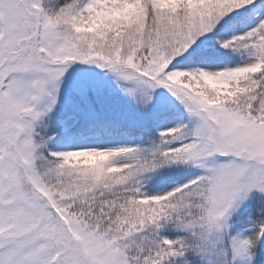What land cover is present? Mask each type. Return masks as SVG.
Wrapping results in <instances>:
<instances>
[{
	"label": "rangeland",
	"instance_id": "374dc122",
	"mask_svg": "<svg viewBox=\"0 0 264 264\" xmlns=\"http://www.w3.org/2000/svg\"><path fill=\"white\" fill-rule=\"evenodd\" d=\"M134 1L0 0V264H58L66 242L89 264H134L129 253L148 233L114 227L135 209L145 220L160 211L124 189L95 198L96 187L124 184L142 195L176 191V228L207 264H264V97L251 90L232 104V84L264 65V12L242 17L223 41L213 37L249 5L186 13L177 4L176 17L161 0H137L125 33L97 35L82 23L105 9L128 14ZM230 43L224 60L187 66L204 48ZM196 75L213 88L195 90ZM247 82L251 89L255 80ZM215 92L229 99L215 100ZM78 114L127 128L77 135ZM72 157L87 162H55ZM162 178L175 183L160 189ZM70 181L75 192L92 193L91 208L70 205L60 191ZM103 204L105 213L121 204L125 217L92 216Z\"/></svg>",
	"mask_w": 264,
	"mask_h": 264
},
{
	"label": "trees",
	"instance_id": "16d2710c",
	"mask_svg": "<svg viewBox=\"0 0 264 264\" xmlns=\"http://www.w3.org/2000/svg\"><path fill=\"white\" fill-rule=\"evenodd\" d=\"M81 5L83 3V0H79ZM137 0L132 2V5H130L129 8H127L128 14L124 13L123 11H109L107 9L105 10H100L97 13L94 14H89L88 19H84L82 23L89 25L90 28L86 27V30H91L90 32H94L97 35L100 33V30H110L111 34H115L116 32H121L125 33L127 26L129 23L127 21L131 20V23L134 20V13L133 11L135 10V3ZM162 3L166 7H172L175 10L170 14V15H175L176 17H179V13L176 10L177 9V4H180L182 7H185V12L189 13L194 7L200 8V9H211L210 11H214L215 8L221 7L222 5L225 6H231L233 3H241L244 2L247 4V8L245 11L249 10H257V11H263L264 10V0H161ZM169 1H175V3H170ZM253 2V3H252ZM252 3V4H251ZM251 4V5H250ZM132 8V10H131ZM169 15V17H170ZM86 16V15H85ZM127 17V21L124 20ZM138 17V15H137ZM136 17V19H137ZM116 26L110 27L111 25H114L116 22ZM176 22V21H175ZM124 26H126L124 30ZM149 27V26H148ZM96 30V31H95ZM224 31V30H223ZM223 31H221V34H223ZM94 34V35H95ZM220 34V35H221ZM213 38L219 41V37L215 35ZM228 50H223L221 48H218L217 46H214L213 48H210L205 56H207V59L214 61L216 59H220L219 56L224 55L225 53H228ZM250 75L242 76L243 78L237 79L235 83L232 84V91L237 93V101L233 100L232 104H237L240 102H244L248 96L251 95V90H256V97L257 98H262L264 97V65L259 66L257 70L249 71ZM254 78L255 82L253 84V87L250 89L251 85L250 82H247L246 85H243V83L246 82L247 78ZM251 81V80H250ZM194 82V89L196 90L198 88L197 85H200L202 87H211L213 88L214 82H208L206 80H201L199 78H196L192 80ZM243 85V86H242ZM212 90V89H211ZM213 96H217V98L213 99H220L223 101L228 100L229 98H223L219 93H214ZM255 105L257 107L261 106V102L256 103ZM257 107H251L249 108L250 114L255 116V112H257L258 108ZM84 117V116H83ZM85 118V117H84ZM81 122L83 124H93L92 121H88L86 123V119L81 118ZM116 123L112 121H105L102 123V128L104 129H114ZM152 128V127H151ZM162 155H164L165 159H167V154L164 151H162ZM106 157H111L110 155H103ZM65 162L73 164L77 163L79 161H85V160H76V159H69V160H62V159H56L55 162ZM87 162V161H85ZM172 164V163H171ZM68 165V166H69ZM166 165H170L169 163L162 164L161 166L165 167ZM173 167V165H172ZM170 176L167 175V178ZM163 179V182H167L168 179ZM65 181V178H60ZM174 181L170 183L169 185H161L157 187H161L160 189H168L170 186L174 185ZM72 182H66L63 184L62 182V188H61V193L64 195V197L68 198L67 200L69 201L70 205L72 204L74 207L77 205V207L81 206H87L91 208L90 200L93 199L92 193H84V190L81 192L77 193L73 190L72 188ZM132 186V185H131ZM130 184H124L123 186H115L112 189L108 190L107 187H96L94 188L93 192L95 193V198L98 197L99 195H102V193H108L109 191H121L124 189L127 193H129L132 198L134 199H139L141 201H147L145 203H150L158 206L159 212V217L153 216L152 218H147V220L144 219V217L140 216V212L135 209L134 213L125 219L124 221L118 223L119 224V229L114 227V230L116 231H123V232H128L130 228H132L134 234L139 233L143 228L146 230L148 233L147 235V240L143 243H141L143 246H141L137 251H132L129 253L131 256L132 260H134V264H207V262H204L202 260V256L199 252H195L193 249H187L186 246L188 245L187 242L190 240V235L189 233L186 234L178 232L176 226H177V221L173 219V207L175 206V193L176 191H172L171 193L167 194L166 196L160 197L157 194V191L154 190L155 192L153 194H145L142 195L140 193L136 194L135 192L131 191L129 189ZM133 188V187H132ZM135 191V187L133 188ZM138 192V191H137ZM48 198L50 199L52 205L57 209L60 210L63 208V205L61 201L54 200L52 195L47 194ZM169 204V205H168ZM145 205V204H143ZM76 207V208H77ZM105 207L106 205L103 204L101 207H98L92 212L93 215H100V211L104 212L106 216H109L110 218H119V214L122 213L121 218L125 217V211L124 207L121 204H114L112 207H110L107 210V213H105ZM160 219V221L158 220ZM64 220L63 225H67V222ZM117 223V222H116ZM158 228V230H156ZM173 235H180V240L179 243H173L170 241V237ZM76 247V245H75ZM180 247V250L175 251ZM64 248V247H63ZM66 248L67 251L65 253V256H63L62 261L60 264H73L72 260L73 258H77L79 261V264H89L87 262L88 259H90L89 256H84V253L82 249L79 248H74L72 245L70 246L69 243L66 242Z\"/></svg>",
	"mask_w": 264,
	"mask_h": 264
},
{
	"label": "bare ground",
	"instance_id": "6f19581e",
	"mask_svg": "<svg viewBox=\"0 0 264 264\" xmlns=\"http://www.w3.org/2000/svg\"><path fill=\"white\" fill-rule=\"evenodd\" d=\"M49 216H51V214ZM254 235H256V231L255 230H254V233L252 234V236H254Z\"/></svg>",
	"mask_w": 264,
	"mask_h": 264
}]
</instances>
